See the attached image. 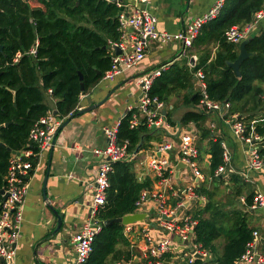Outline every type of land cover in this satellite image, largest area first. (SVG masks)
Masks as SVG:
<instances>
[{"label": "trees", "instance_id": "obj_1", "mask_svg": "<svg viewBox=\"0 0 264 264\" xmlns=\"http://www.w3.org/2000/svg\"><path fill=\"white\" fill-rule=\"evenodd\" d=\"M263 7L264 0H226L220 14L202 27L193 43V47L199 48L217 42L213 59H210L212 51L207 46L194 67L186 63L161 71L154 79L150 94L166 101L176 91L186 89L189 94L185 102L196 103L198 95L191 98L193 76L202 69L211 99L230 102L232 111L240 114L243 113L240 107L250 101L263 110L264 23L247 44V50L254 55L241 64L240 77L227 64L237 58L238 44L225 38L230 26L252 20L254 13ZM120 8L110 0H0V142L5 144L0 145V188L6 186L12 151L36 149L29 136L34 124L51 110L45 92L52 90L50 94L57 98V114L68 119L78 113L80 95L96 85L111 68L109 49L121 38ZM32 47L36 49L35 54L29 52ZM204 118L203 112L189 111L183 121L199 122ZM131 119L132 111H128L120 120L119 142L128 141V151L134 152L138 146L147 147L146 141L154 138V129L143 123L131 127ZM254 130L262 136L259 153L264 158V119L257 121ZM221 143V140L212 142L210 149V173L215 179V171L223 163ZM30 159L35 165L37 158ZM233 180L237 186L235 193L242 194L245 183L238 175H234ZM109 181L107 202L97 213L103 224L107 219L135 212L141 192L151 189L153 184L149 176L140 180L133 161L127 160L112 163ZM196 191L204 194L208 201L205 206L193 209L194 241L211 255L208 262L197 259L195 264H235L244 254L255 228L249 226L239 210L232 213L229 223L223 222L222 216L227 213L214 200V192L205 187ZM2 199L0 194V202ZM253 199L254 194L247 195L246 204L251 207ZM176 201L177 198L171 202L174 205ZM125 228L118 222L103 225L94 240L88 264H107L110 256L130 258L129 251L123 253L117 249L118 244H129ZM221 236L225 237V245L219 254L216 241ZM167 257L163 254V261Z\"/></svg>", "mask_w": 264, "mask_h": 264}, {"label": "crops", "instance_id": "obj_2", "mask_svg": "<svg viewBox=\"0 0 264 264\" xmlns=\"http://www.w3.org/2000/svg\"><path fill=\"white\" fill-rule=\"evenodd\" d=\"M216 1L150 0L149 9L158 19L157 28L159 30L178 33L184 31L195 17L205 14ZM207 46L212 51L210 59H213L218 49L217 42L212 41L209 45H200L199 48L192 45L186 50L179 40L165 45L152 42L146 56L136 67L117 74L112 80L101 78L96 85L80 95L78 113L72 115L74 116L72 118L65 119L69 121L60 128L53 149L52 146L47 148L43 155L36 159L34 168L27 179L29 187L23 201V221L16 248L17 264H73L76 253L74 236L91 213L93 181L101 161V156L95 150L107 144L103 127L120 121L129 107H136L139 103L141 87L137 80L138 77L153 69L168 70L173 65L187 63L192 68L197 65L203 49ZM109 51L112 53V48ZM114 51L116 53V50ZM18 59L19 57H16L15 60ZM193 83L194 94L191 98L193 99L197 94L199 101L185 102V96L189 94L186 89L173 93L164 101L165 105L162 110L163 119L169 127L163 125L161 128H151L154 129L152 130L154 138L146 141L147 147H140L138 151L136 149L132 152L134 157L127 161H133L134 171L140 180L148 176L152 178L151 189L143 191L150 190L164 194L172 204L171 201L177 198L173 192H180L191 185H194L196 190L205 187L214 192V200L227 213L222 216L223 222L229 223L233 216L232 213L239 210L246 217L249 226L259 229L264 237V206L254 209L242 199L249 194L258 192L264 194V168L261 170L248 168L250 151L253 148L259 150L262 139L253 144L243 142L236 136L230 124V121L237 115L248 126H254L257 121L264 119V107L261 110L250 101L240 107L242 114L239 111H232L231 103L230 109L206 112L202 110L203 106L200 103L202 86L195 73ZM258 84L259 82H256V85ZM261 85L264 88V83ZM111 92L107 100L98 107L79 113L80 110L99 103ZM50 93V90L45 92L46 101L51 107L47 113H54V110H57V98ZM189 111L203 112L205 118L199 122H184V115ZM55 115L61 117L58 114ZM186 131H191L196 136L195 143L199 149L197 163L202 177L196 176L191 168L181 160L179 152L181 135ZM217 140L222 141L223 163L219 166L224 165L225 171L217 174L218 166L215 179L210 173L212 160L210 149L212 142ZM166 142H169L172 148L158 154L157 146ZM19 152L22 155L24 150H19ZM225 153L230 156L228 162L225 161ZM21 155L12 152L11 158ZM154 156L168 161L169 180L165 183L161 181L155 170L147 166ZM234 175H238L245 183L240 195L235 193L237 186L233 180ZM44 186L46 191H44ZM198 194L197 199L185 201L179 215L183 216L188 213L192 216L193 209L206 205L207 197L202 193ZM178 200L177 198L176 204ZM135 206V212L146 213L147 218L144 221L125 225L129 244L117 245L119 251L123 253L129 251L131 257L126 259L123 256L115 259L110 256L107 264H117L121 260L140 262L142 260L141 250L145 241L142 235L143 229L149 228V232L155 239L165 238L171 234L160 223L154 221L152 215L155 200L152 197L142 205L135 204ZM59 216L62 217V224L58 229ZM172 238H174L173 245L166 252L168 257L163 264H189L184 252L189 250L190 242L182 241L175 233L172 234ZM191 241H194V234ZM216 243L218 253L221 254L225 245V237L221 236ZM209 260L210 258H207L206 262Z\"/></svg>", "mask_w": 264, "mask_h": 264}, {"label": "built area", "instance_id": "obj_3", "mask_svg": "<svg viewBox=\"0 0 264 264\" xmlns=\"http://www.w3.org/2000/svg\"><path fill=\"white\" fill-rule=\"evenodd\" d=\"M225 2L226 0H217L205 14L195 17L184 31L171 33L157 28L158 19L149 9L150 0L119 1L118 5L123 8L118 15L121 38L111 45L113 50L112 53L110 52L112 65L105 72L102 80H112L117 74L136 67L146 56L152 42L165 45L179 40L183 43L184 50L191 48L202 27L220 14ZM263 23L264 7L254 13L252 20L243 25L230 26L225 31V38L231 43L240 44L244 39L257 33ZM114 46L120 49V53H114ZM29 52L35 54V47H32ZM20 55L19 53L18 57ZM161 70V68L153 69L137 78L141 87V96L136 107L131 106L128 108V111H132L131 127L142 123L150 128H161L163 125L169 127L162 115L165 105L164 100L150 94L154 79L161 74ZM195 76L202 86L200 97V103L203 106L202 110L210 112L212 110H224V108L230 109V102H220L210 98L207 91L205 73L202 69H198L195 72ZM66 118L58 117L52 112L43 115L30 131L29 139L36 149H26L21 156L13 157L10 160L6 174V186L4 187L8 197L0 202V264H17L16 248L23 221V201L29 187L27 179L34 168V163L30 157L39 158L43 155L44 150L53 145ZM234 118L230 121V124L241 141L253 144L262 139V136L255 132L254 126L251 125V132L248 133L249 126L237 115ZM119 125L120 121L103 127L107 144L95 150L101 156V161L93 181L94 192L91 199V213L74 236L73 241L76 253L73 264H88L94 240L103 229L104 224L97 218V213L107 202V189L110 184L109 173L112 169V163L119 160H129L134 157V154L128 151V141L119 142ZM195 139L196 136L193 132H184L181 135L179 152L181 160L191 168L196 176L202 177L197 163L199 149L196 146ZM171 148L172 145L169 142L161 143L157 146L156 152L161 154ZM224 158L228 162L230 160L229 154L225 153ZM147 166L155 170L164 183L169 180L168 161L166 159L154 156ZM248 168L251 170L264 168V158L257 148H253L250 151ZM224 171L225 166L221 165L217 174ZM173 195L179 199L176 205L169 203L164 194L150 190L142 192L140 198L136 201V205L140 206L152 197L155 200L152 215L155 219L154 221L160 223L171 234L165 238L155 239L149 232V228L141 229L145 240L141 250L142 260L138 263H135L134 260H121L117 264H163L162 255L169 251L173 245L174 238H172V234L174 233L182 241L190 242L188 245L189 250L184 252L189 264H195L197 260L195 255L197 253H201L205 260L210 257L211 254L207 249L200 248L195 241H191L196 221L188 213L183 216L179 215L180 209L185 205L187 199L194 200L199 197L195 186L191 185L180 192H173ZM242 199L245 200L244 197ZM263 206L264 194L261 192L254 194L251 207L256 209ZM165 216L169 218H165ZM126 231L129 232L130 230L126 229ZM235 264H264V237L259 229L253 230L252 238L247 243L244 254Z\"/></svg>", "mask_w": 264, "mask_h": 264}, {"label": "water", "instance_id": "obj_4", "mask_svg": "<svg viewBox=\"0 0 264 264\" xmlns=\"http://www.w3.org/2000/svg\"><path fill=\"white\" fill-rule=\"evenodd\" d=\"M110 1H113V2H116L118 3L119 1H122V0H110ZM122 7L120 8V11H119V14L121 13L122 11ZM253 37H249V38H246L244 39L242 42H240L239 44V52H238V56L237 58L234 60V61H228L227 64L233 68V70L236 72L237 76H241L242 75V72H241V64L247 59L249 58L250 56L254 55V52H250L247 50V44L251 41ZM115 50H116V53H120V49L117 47V46H114ZM0 49H2V46H0ZM80 77L81 79H83V75L82 73H80ZM82 89H84V86L82 84ZM115 90V89H114ZM113 92V91H112ZM109 93L103 100H101L99 103L97 104H94L93 106H90L89 108H86L84 110H80L79 113L81 112H85L86 110H90V109H94L96 107H98L99 105H101L102 103H104L107 98L112 94ZM54 114H57V110H54ZM74 117V116H71V118ZM69 120H66L62 126H65L67 123H68ZM9 123H7L6 125H8ZM1 127V126H0ZM55 144V141L53 142V145H52V149H53V146ZM0 145L1 146H4L5 144L3 142H0ZM140 146H138L137 148V151L139 150ZM8 149H10L8 147ZM13 153H15L16 155H21V152L19 151H15L13 150L12 151ZM47 182V178H46V181L45 183ZM46 186V185H45ZM44 186V191H46V187ZM0 194L3 195L4 199H6L8 197V194L6 193V190L5 188H0ZM46 195V194H45ZM147 218V215L146 213H143V212H134V213H129V214H125L123 216H120V217H115V218H111V219H107L104 221V225L105 226H108L110 225L111 223H114V222H118V223H121L123 225H130V224H133V223H136V222H139V221H144L146 220ZM165 218H169L167 216H165ZM61 224H62V217L59 216V225H58V229L61 227ZM195 257L197 259H202V260H205V257L201 254V253H197L195 255Z\"/></svg>", "mask_w": 264, "mask_h": 264}]
</instances>
